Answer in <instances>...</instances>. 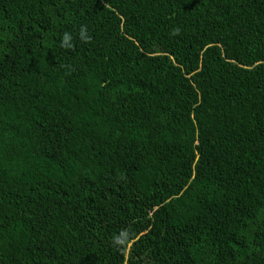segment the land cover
Returning <instances> with one entry per match:
<instances>
[{
  "label": "trees",
  "instance_id": "1",
  "mask_svg": "<svg viewBox=\"0 0 264 264\" xmlns=\"http://www.w3.org/2000/svg\"><path fill=\"white\" fill-rule=\"evenodd\" d=\"M0 264H264V0H0Z\"/></svg>",
  "mask_w": 264,
  "mask_h": 264
}]
</instances>
